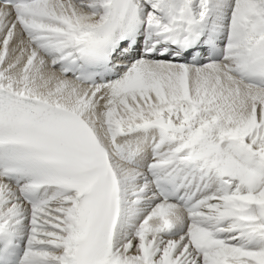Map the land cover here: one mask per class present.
I'll return each instance as SVG.
<instances>
[{
    "label": "snow or ice",
    "instance_id": "obj_1",
    "mask_svg": "<svg viewBox=\"0 0 264 264\" xmlns=\"http://www.w3.org/2000/svg\"><path fill=\"white\" fill-rule=\"evenodd\" d=\"M0 264H264V0H0Z\"/></svg>",
    "mask_w": 264,
    "mask_h": 264
}]
</instances>
